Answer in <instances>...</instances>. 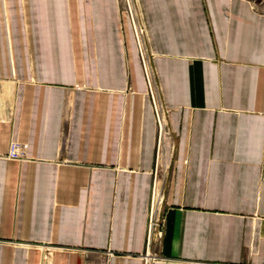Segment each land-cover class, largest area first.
Wrapping results in <instances>:
<instances>
[{
	"label": "crops",
	"instance_id": "obj_1",
	"mask_svg": "<svg viewBox=\"0 0 264 264\" xmlns=\"http://www.w3.org/2000/svg\"><path fill=\"white\" fill-rule=\"evenodd\" d=\"M134 4L158 155L119 0H0V264H264V0Z\"/></svg>",
	"mask_w": 264,
	"mask_h": 264
},
{
	"label": "rangeland",
	"instance_id": "obj_2",
	"mask_svg": "<svg viewBox=\"0 0 264 264\" xmlns=\"http://www.w3.org/2000/svg\"><path fill=\"white\" fill-rule=\"evenodd\" d=\"M121 8L127 12L130 18V23L132 26L133 34L135 37V41L138 48L139 57L141 60V65L143 69V73L145 76L146 84H147V94L149 96L151 106L155 116V122L157 126V142H156V154L158 155L160 152V146L163 135L165 133H169L168 124H167V110L163 106V102L161 100L159 88L157 85V80L155 76L154 69L151 64V53L148 50L146 36L144 27L138 19V14L136 12V7L134 4V0H119ZM171 171L164 170L159 167L158 170V179L155 176V183L157 190H159V196H155V206L157 210V216L160 218L162 223V229H160V234L157 235L154 242L160 241L161 237L163 236V225H164V217H163V207L166 204V197L164 196L163 192V182L164 178H168ZM163 179V181H161ZM152 183V184H153ZM152 187V186H151ZM158 207V208H157ZM153 242V243H154ZM154 245L150 246L153 247Z\"/></svg>",
	"mask_w": 264,
	"mask_h": 264
},
{
	"label": "built area",
	"instance_id": "obj_3",
	"mask_svg": "<svg viewBox=\"0 0 264 264\" xmlns=\"http://www.w3.org/2000/svg\"><path fill=\"white\" fill-rule=\"evenodd\" d=\"M23 151L16 143H11L8 150V157L12 159L20 160L23 157ZM159 190H157L155 183L152 184L149 210L147 216V239H146V249L149 251L151 240H155L157 235L160 234V229H162V223L160 218L157 216V210L155 206V196H159ZM158 208V207H157Z\"/></svg>",
	"mask_w": 264,
	"mask_h": 264
}]
</instances>
